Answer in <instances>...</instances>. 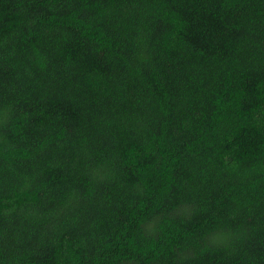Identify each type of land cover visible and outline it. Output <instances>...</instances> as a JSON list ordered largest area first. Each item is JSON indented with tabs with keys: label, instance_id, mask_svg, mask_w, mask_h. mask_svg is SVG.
I'll return each mask as SVG.
<instances>
[{
	"label": "trees",
	"instance_id": "1",
	"mask_svg": "<svg viewBox=\"0 0 264 264\" xmlns=\"http://www.w3.org/2000/svg\"><path fill=\"white\" fill-rule=\"evenodd\" d=\"M0 264H264V0H0Z\"/></svg>",
	"mask_w": 264,
	"mask_h": 264
}]
</instances>
